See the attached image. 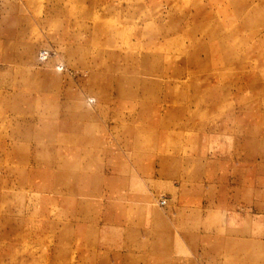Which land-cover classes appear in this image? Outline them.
Instances as JSON below:
<instances>
[{
	"label": "rangeland",
	"instance_id": "obj_1",
	"mask_svg": "<svg viewBox=\"0 0 264 264\" xmlns=\"http://www.w3.org/2000/svg\"><path fill=\"white\" fill-rule=\"evenodd\" d=\"M0 264H264V0H0Z\"/></svg>",
	"mask_w": 264,
	"mask_h": 264
},
{
	"label": "built area",
	"instance_id": "obj_2",
	"mask_svg": "<svg viewBox=\"0 0 264 264\" xmlns=\"http://www.w3.org/2000/svg\"><path fill=\"white\" fill-rule=\"evenodd\" d=\"M48 55H49V52L42 51V52L40 53V59H41V60H46L47 57H48ZM162 203L165 204L166 201L163 200Z\"/></svg>",
	"mask_w": 264,
	"mask_h": 264
},
{
	"label": "bare ground",
	"instance_id": "obj_3",
	"mask_svg": "<svg viewBox=\"0 0 264 264\" xmlns=\"http://www.w3.org/2000/svg\"><path fill=\"white\" fill-rule=\"evenodd\" d=\"M40 59V58H39Z\"/></svg>",
	"mask_w": 264,
	"mask_h": 264
}]
</instances>
